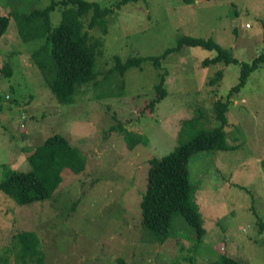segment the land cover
<instances>
[{
	"label": "rangeland",
	"instance_id": "1",
	"mask_svg": "<svg viewBox=\"0 0 264 264\" xmlns=\"http://www.w3.org/2000/svg\"><path fill=\"white\" fill-rule=\"evenodd\" d=\"M50 1L0 0V15L43 9ZM85 1L114 7L120 0ZM62 10L57 3L49 13L51 27ZM89 15L80 19L86 23ZM106 26L105 34L98 25L88 28L89 44L101 40L94 47L97 78L79 85L65 104L50 91L13 17L0 35V68L10 70L8 77L0 73V180L6 172L29 171L27 157L54 133L68 140L84 166L78 174L62 171L58 186L40 200L20 204L0 191V264H37L35 252L20 254L24 231L35 233L42 264H119V258L136 264H220L221 254L264 264V63L226 99L239 81L240 63L202 67V58L214 50L187 45L158 66L149 58L189 34L210 36L239 62H250L264 53V0H130L119 4ZM116 55L120 62L132 55L142 60L121 76L115 70L106 76ZM217 70L221 77L209 86ZM161 75L166 96L151 113L135 114ZM215 100L227 103L221 130L228 149L195 153L187 163L203 232L195 237L174 214L170 232L164 239L154 236L149 246L140 238L138 204L147 162L201 130L220 127ZM132 134L136 143L130 146L125 136Z\"/></svg>",
	"mask_w": 264,
	"mask_h": 264
},
{
	"label": "trees",
	"instance_id": "2",
	"mask_svg": "<svg viewBox=\"0 0 264 264\" xmlns=\"http://www.w3.org/2000/svg\"><path fill=\"white\" fill-rule=\"evenodd\" d=\"M127 1L130 0H120L114 7H101L93 1L60 0L54 2L51 0L43 9H33L27 13H19L14 10L9 15H0V35L5 31L9 18L13 17L16 32L29 45L31 57L46 80L50 91L59 103H70L72 95L79 85L89 83L97 78V71L94 69V47L100 45L101 40L99 39L96 44H89L87 42L88 28L98 25L101 28V33L105 34L107 18L119 7V4ZM57 3L64 7V10L60 12L59 22L51 27L49 13ZM69 4L72 8H66V5ZM87 14L90 15L85 23V20L80 18ZM37 18H42V21L32 29ZM42 38L45 40L41 43L38 42V39ZM184 45L214 50L215 53L212 56L202 58L200 62L202 67L216 62H222L224 65L240 63L239 81L235 86L230 87L225 95L226 99L233 93L239 92L245 85L250 72L258 68L260 63H264L263 52L252 57L250 62H239L236 57L230 55V51H227L212 37L189 34L181 35L178 37L176 45L166 48L161 54L149 56V58L153 65L158 66L161 58L173 50H180ZM141 60V56L132 55L120 62L119 56L116 55L113 68L107 69L105 75L107 76L115 70L121 76L127 68L138 66ZM0 73L8 77L10 70L1 67ZM220 77L221 70H217L207 80V84L213 85ZM163 79V75H161L160 81L153 85L152 96L150 95L142 100L144 102H140V107L138 106L135 114L147 115L151 113L153 106L166 96L167 91L163 86ZM133 100L135 99L133 98ZM226 107V100L213 102V109L216 119L220 122V127L201 130L163 158H151L147 162L146 186L138 201L140 238L147 245H151L154 236L160 239L165 238L164 235L170 232L174 214H180L183 217V220L193 228L192 232L195 237L199 238L202 234L203 226L197 211L196 198L192 197L196 188L192 190L188 182L187 163L195 153L228 149L224 133L221 130L225 122ZM133 136L135 135L125 136L130 146L136 143V137L132 139ZM27 161L30 167L29 171L6 172L4 178L0 180V191L20 204L49 196L60 183L62 171L69 170L78 174L84 169L77 150L69 144L64 136L56 133L48 136L42 144L36 145L34 151L27 157ZM261 225L264 226V223ZM145 230L152 234L142 232ZM19 242L21 243L19 249L22 258L35 252L37 254L36 263L42 264V257L36 249L37 237L33 231H24L20 234ZM219 262L220 264H245L224 254L220 255ZM23 263H25L24 260ZM118 263L136 264L122 258L118 259Z\"/></svg>",
	"mask_w": 264,
	"mask_h": 264
}]
</instances>
